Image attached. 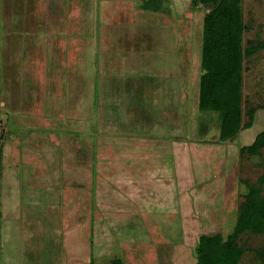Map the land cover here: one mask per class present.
Returning a JSON list of instances; mask_svg holds the SVG:
<instances>
[{
    "label": "rangeland",
    "instance_id": "obj_1",
    "mask_svg": "<svg viewBox=\"0 0 264 264\" xmlns=\"http://www.w3.org/2000/svg\"><path fill=\"white\" fill-rule=\"evenodd\" d=\"M190 1L180 0L174 7L172 0H0V122L4 128L0 157L6 137L10 141L20 136L11 163L4 162L0 171V230L5 228L4 234L0 232V249L6 264L63 262L65 225L76 223L75 219L63 217V197L74 194L73 187L65 189L63 183L64 174L69 182L64 163L76 162L79 172L76 187L85 186L91 177L87 167L91 157L95 169L92 178L114 188L109 201L116 202L121 197L116 194L120 192L114 185L116 182L102 178V174L107 173L105 148L109 146L96 143L103 141L102 135L119 141L116 135L127 133L128 122L134 125L139 119L136 118L141 110L139 103L148 101L146 96L150 94L141 92L143 97L135 101V97L127 98L132 94L127 89L131 91L137 80L149 85L153 67L176 66V62L178 79L175 77L173 82H179L185 92L178 99L187 136L183 143L196 142L209 151L211 145H216L214 148L220 152L218 157L221 156L217 159L218 153L213 150L214 154L210 152L212 160L201 159L197 168L198 173L204 175L215 168L218 177L212 180L217 188L209 187L204 191L206 185L201 190L208 205L205 212L211 215L207 221L199 220L198 231L220 233L224 240L234 230L239 206L264 174V151L254 157L239 152L264 131V47L245 58L242 67V105L245 113L254 109L252 124L242 129L234 141L223 145L205 142L213 135L217 137L221 127L217 112L197 111L204 45L202 29L208 8L194 7ZM239 6L243 45H264V0H241ZM173 82L168 83L171 88ZM164 83L157 89L165 90L169 85ZM7 110L11 113L10 119L6 116ZM145 110L142 109L143 114L150 116L148 112L153 108ZM106 112L114 120L115 128L122 132L107 135L104 131L103 134V125L98 122L106 117L102 115ZM146 118L141 128L151 120L148 117L146 121ZM247 121L244 117L243 122ZM196 124L201 129L203 126L204 134H198ZM141 138L145 143L149 140ZM92 144L95 146L93 155L88 154L86 161L84 151L91 150ZM69 151L74 156L66 155ZM73 157L76 161L71 159ZM211 161L219 166L214 167ZM6 165L11 169L3 170ZM84 189L77 188V193L85 192ZM223 189L231 193L230 202L227 197L226 201L211 204L216 193L221 196ZM89 205L93 217L98 215ZM103 208L104 216L120 217L119 211L114 214ZM10 213L13 222L18 224H14V228L7 224ZM90 214L88 211L87 215ZM158 215L136 214L157 250L148 253L152 259L142 264H194V235L187 244H182L180 214L174 212L160 219ZM239 243H245L251 250L263 245L264 237L243 235ZM121 254L132 256V252L111 248L91 264H122ZM135 264H139L137 258ZM239 264L257 262L248 253Z\"/></svg>",
    "mask_w": 264,
    "mask_h": 264
},
{
    "label": "crops",
    "instance_id": "obj_2",
    "mask_svg": "<svg viewBox=\"0 0 264 264\" xmlns=\"http://www.w3.org/2000/svg\"><path fill=\"white\" fill-rule=\"evenodd\" d=\"M172 2H174L173 5L175 7L176 5L178 6L180 0H172ZM175 65L176 66L169 64L168 66L164 64L161 68L153 67V69H151L153 72L151 71L152 74L150 73V79H148L149 82L151 80L149 85L146 86L141 80H137L138 83L135 82L136 85L132 87L133 89L131 91L127 89L128 92L132 93L130 96L128 95L129 97L127 98L135 97V101L143 97L141 92H146L148 95L150 94L146 96V98L149 97L147 98L148 101L144 100L143 103H139L141 110L139 111V116L136 117L139 119H136L137 121L136 123L134 122V125H132V122H128L127 133L123 132L116 135L120 138L119 141L114 137L111 139L115 140L109 141L111 140L110 137L102 135L103 138H100L103 141L96 143H99V146H109V149L105 148L107 151V155L105 156L108 163H106L107 167L105 166L106 164L104 165V168H107V173H103L102 178L106 177L112 182H116L114 185L116 189L120 191L119 193L116 192V194L121 195L116 202L109 201L110 194L113 193L112 189L114 188H111V185H104V182H96V180L92 178L95 169L91 161L92 158H89L91 162L87 161V158L88 154L90 156L93 155L95 147L93 144L91 145V150L87 148L84 151L87 167H89L91 172V177L88 181L89 184L76 187L79 185L77 183L79 172L76 162H72L71 160L69 161L70 164H63L64 172L68 173L69 178L68 182L67 176L65 174L63 175L65 189L69 186L73 187L74 190H72L74 194H67L66 197H63V199L65 198L63 203V217L66 216L75 219L74 222L76 223L71 226L65 225V245H62L63 249L61 251L64 263L61 261L59 264H67V262H73L74 264H91L94 262L93 260L98 258L101 259L111 248L117 249L118 252H132V256L129 254H121L119 256L122 264H135L136 258L139 264H142V262L147 263V261H150L153 257L147 254H152V252L155 253L157 250L146 233L143 221L136 217V214L138 215L140 213L150 215L159 214L157 216L158 219H160L162 215H168L174 212L180 214L183 220L181 221L182 226L180 229L182 244L183 242H189V240L193 238V236H191L193 234V239L195 240L193 244L194 247L198 236L206 234L198 231V222L200 219L207 221L211 215H207L205 212L206 206L208 205H206L204 191L209 187L212 189L213 187L217 188V186L214 185L215 182L212 180L218 178L216 176L217 170L214 167H218L219 164L211 161V163L215 165L213 167L214 169H211V171L208 170L205 175L202 174V172L198 173L197 168L202 162L201 159H208L213 156L210 153L213 150L218 153L217 159L221 156L218 157L220 152L214 148L217 147L216 145H211L213 147L209 148L211 150L209 151L199 146L196 142L191 141L185 144L183 143V139L187 136L184 135L185 130L181 121V113L178 110L180 103L178 99H180V96L182 97L181 93H183V89L179 82H173L178 75L177 62ZM164 82H166V84L170 83L171 85V82H173L174 86L171 88V85L168 84L169 86L166 87L165 90H158L157 88L162 84L164 85ZM146 108H153V111L148 112L150 116L143 114L142 109L145 110ZM144 113H146V110ZM10 114V111L7 110L6 116L9 119ZM102 115L106 117H102V120L98 123H102L103 125V134H105L106 131L107 135L116 134L118 131L122 132L119 128H115L116 125L112 124L114 120H111L112 117H109L110 113L106 112ZM1 116L2 114H0V117ZM148 117H150L151 120L145 127L141 128V123L145 122L143 121L145 118L147 121ZM12 120L13 119H11V122L16 124L15 121ZM119 123H122L121 119ZM16 125L19 126V124ZM22 125L24 128L27 127L25 124ZM196 125L197 129L200 128L198 124ZM140 128L141 131L139 130ZM97 129H99L98 126ZM142 136L149 139L147 143H145V140L142 141ZM69 137L72 138L71 136ZM65 138L66 137H64V139ZM19 139V135L15 136L10 141H8L6 137V146H4L2 150L3 154H1V167L2 164L5 166V163H11L15 153L13 151L18 149V143H16V141ZM93 139L95 138L93 137ZM253 141L244 146L251 145ZM65 146L68 147L67 142ZM212 153L214 154V152ZM66 155L74 156L72 151H69ZM71 159L74 160V157ZM64 162L66 161L64 160ZM144 164L148 166L145 167ZM10 169V165L9 167L6 165V169L3 168V170ZM24 173H28V170H24ZM195 173H197V175ZM206 185H208V187L201 193V190ZM77 188L86 189H84L85 192L77 193L79 190H77ZM89 189L91 194L89 193ZM224 189L221 196L217 195L215 190L216 198L210 201L211 204L216 203V201H226L227 197L229 200L228 203L230 202L232 199L230 196L231 193ZM116 194H114V196H117ZM102 196H105V199H100ZM210 196H212V193ZM72 200L74 203H72ZM89 203L94 207L93 211H96L98 215L93 217ZM103 207L110 209V212L113 211L114 214H118L117 211H119L120 217L119 215L118 217L104 216ZM57 210H59L60 215H62L59 207ZM88 211L89 214L91 213L90 215H87ZM108 211L109 210H107V212ZM125 213L127 216L123 217ZM12 219L14 218L10 213L7 217V221L10 220V222L7 223L9 227H13L15 224ZM81 222H83V224ZM4 229L5 228L2 227V230H0L1 234H4ZM190 229H192V232L188 233ZM87 245L89 246L88 248H86ZM1 252L0 249V253ZM2 257L3 255L1 253V264H6Z\"/></svg>",
    "mask_w": 264,
    "mask_h": 264
},
{
    "label": "trees",
    "instance_id": "obj_3",
    "mask_svg": "<svg viewBox=\"0 0 264 264\" xmlns=\"http://www.w3.org/2000/svg\"><path fill=\"white\" fill-rule=\"evenodd\" d=\"M240 2L241 0H191L194 7L208 8L203 20L204 45L197 107L200 113L217 112L221 127L217 137L213 135L205 142L225 144L234 141L242 129L249 128L252 124L254 109L245 113L242 105V67L245 58L252 57L264 45H243ZM244 117L248 119L246 123L243 122ZM202 130L203 126L202 129L198 128V134H204ZM263 151L264 131L256 135L251 145L239 149L241 154H247L248 157L260 156ZM263 187L264 174L250 190L245 202L239 206L234 230L224 240L220 233L198 236L193 248L194 264H239L248 253L257 264H264V243L251 250L245 243H239L243 235L264 237Z\"/></svg>",
    "mask_w": 264,
    "mask_h": 264
},
{
    "label": "built area",
    "instance_id": "obj_4",
    "mask_svg": "<svg viewBox=\"0 0 264 264\" xmlns=\"http://www.w3.org/2000/svg\"><path fill=\"white\" fill-rule=\"evenodd\" d=\"M4 128L2 127V123L0 122V145L1 141L3 140Z\"/></svg>",
    "mask_w": 264,
    "mask_h": 264
}]
</instances>
